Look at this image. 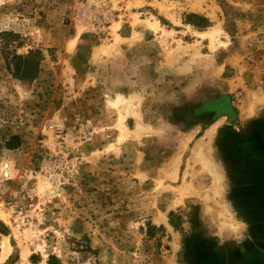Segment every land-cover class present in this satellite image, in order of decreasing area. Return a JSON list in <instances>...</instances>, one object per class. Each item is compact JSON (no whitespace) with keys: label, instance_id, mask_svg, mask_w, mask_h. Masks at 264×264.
<instances>
[{"label":"rangeland","instance_id":"374dc122","mask_svg":"<svg viewBox=\"0 0 264 264\" xmlns=\"http://www.w3.org/2000/svg\"><path fill=\"white\" fill-rule=\"evenodd\" d=\"M50 256L264 264V0H0V264Z\"/></svg>","mask_w":264,"mask_h":264},{"label":"crops","instance_id":"0c3cea01","mask_svg":"<svg viewBox=\"0 0 264 264\" xmlns=\"http://www.w3.org/2000/svg\"><path fill=\"white\" fill-rule=\"evenodd\" d=\"M147 3H149L148 1H147ZM133 12V11H132ZM127 19H125V21H124V23L121 25V28H120V31L119 32H121L120 34H119V36L122 38V39H124V40H127V39H131V37H132V27H131V25H130V21H131V19L129 18V14H128V12H127V17H126ZM148 31H151V30H149L148 28H146V29H144V33H146V32H148ZM75 37V36H74ZM74 37H72V35L70 36V37H66L64 40H63V42H62V46H61V48H62V50H63V52H64V54L67 56V55H70L71 53H74V52H77L78 51V49H79V47H78V45H79V43H80V37L79 38H77V40H76V43H75V45L73 46V51H71L72 49H70L69 48V43H70V41L74 38ZM78 47V48H77ZM75 49V50H74ZM93 58V60H92V62L93 63H95L96 65H100L101 63L99 62L100 60H101V55H97V57H95V56H93L92 57Z\"/></svg>","mask_w":264,"mask_h":264},{"label":"trees","instance_id":"16d2710c","mask_svg":"<svg viewBox=\"0 0 264 264\" xmlns=\"http://www.w3.org/2000/svg\"><path fill=\"white\" fill-rule=\"evenodd\" d=\"M32 65H33V63H32V60L30 61V64H29V66H31L32 67ZM34 70H35V72H37V66H34ZM35 72H34V74H35ZM34 74H32V75H34ZM222 104V103H221ZM220 104V105H221ZM220 107V110H222V111H227L228 112V106H226V104L225 105H221V106H219ZM18 137L17 136H13L12 137V139L14 140V139H17ZM7 146L9 147V148H15L16 146H19V144H17L16 146H14V145H12L10 142L7 144ZM52 259H54V258H52V256H50V263L51 264H54V262H51V260ZM56 259V258H55Z\"/></svg>","mask_w":264,"mask_h":264},{"label":"bare ground","instance_id":"6f19581e","mask_svg":"<svg viewBox=\"0 0 264 264\" xmlns=\"http://www.w3.org/2000/svg\"><path fill=\"white\" fill-rule=\"evenodd\" d=\"M74 41H71L70 42V46L71 47H73L74 46V43H75V40L76 39H73ZM70 48V47H69ZM71 49V48H70ZM5 170L8 172V174H9V172H11V170H10V167H9V164H7L6 166H5ZM6 176H7V173L5 174ZM4 249H5V252L4 253H6L7 251H8V246L6 245V243L4 244ZM3 256V255H2Z\"/></svg>","mask_w":264,"mask_h":264},{"label":"built area","instance_id":"2783aa9c","mask_svg":"<svg viewBox=\"0 0 264 264\" xmlns=\"http://www.w3.org/2000/svg\"><path fill=\"white\" fill-rule=\"evenodd\" d=\"M51 127H53V126H51Z\"/></svg>","mask_w":264,"mask_h":264}]
</instances>
